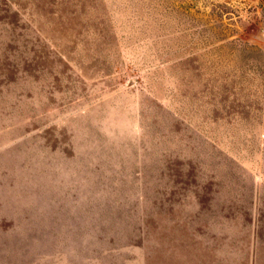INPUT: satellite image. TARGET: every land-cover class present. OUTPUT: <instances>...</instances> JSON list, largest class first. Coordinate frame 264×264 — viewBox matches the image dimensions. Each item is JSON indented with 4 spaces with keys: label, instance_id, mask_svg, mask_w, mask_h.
<instances>
[{
    "label": "rangeland",
    "instance_id": "rangeland-1",
    "mask_svg": "<svg viewBox=\"0 0 264 264\" xmlns=\"http://www.w3.org/2000/svg\"><path fill=\"white\" fill-rule=\"evenodd\" d=\"M0 264H264V0H0Z\"/></svg>",
    "mask_w": 264,
    "mask_h": 264
}]
</instances>
